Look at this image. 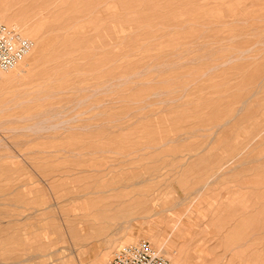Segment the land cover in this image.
<instances>
[{
    "label": "rangeland",
    "instance_id": "obj_1",
    "mask_svg": "<svg viewBox=\"0 0 264 264\" xmlns=\"http://www.w3.org/2000/svg\"><path fill=\"white\" fill-rule=\"evenodd\" d=\"M0 264H264V0H0Z\"/></svg>",
    "mask_w": 264,
    "mask_h": 264
},
{
    "label": "built area",
    "instance_id": "obj_2",
    "mask_svg": "<svg viewBox=\"0 0 264 264\" xmlns=\"http://www.w3.org/2000/svg\"><path fill=\"white\" fill-rule=\"evenodd\" d=\"M32 41L21 35L14 25L0 21V74L22 62L30 52ZM106 264H172L155 252L146 241L118 248Z\"/></svg>",
    "mask_w": 264,
    "mask_h": 264
},
{
    "label": "bare ground",
    "instance_id": "obj_3",
    "mask_svg": "<svg viewBox=\"0 0 264 264\" xmlns=\"http://www.w3.org/2000/svg\"><path fill=\"white\" fill-rule=\"evenodd\" d=\"M0 21L2 22V20H1V19H0ZM18 65H20V64H18ZM18 65H17V66H18ZM17 66H16V67H17ZM16 67H14V68H16ZM14 68H12V69H10V70H8V71H5V73H8V72H10V71H11V70H13ZM5 73H1V74H0V76H1V75H3V74H5ZM129 245H130V244H129ZM152 248H153V247H152ZM155 250H156V249H155ZM158 254H159V253H158ZM159 255H160V254H159Z\"/></svg>",
    "mask_w": 264,
    "mask_h": 264
}]
</instances>
